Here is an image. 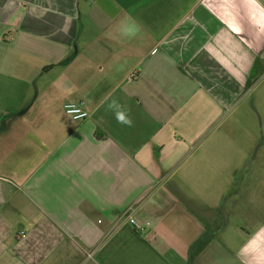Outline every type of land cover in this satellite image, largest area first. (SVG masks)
Segmentation results:
<instances>
[{
    "label": "crops",
    "instance_id": "crops-1",
    "mask_svg": "<svg viewBox=\"0 0 264 264\" xmlns=\"http://www.w3.org/2000/svg\"><path fill=\"white\" fill-rule=\"evenodd\" d=\"M0 264H264V0H0Z\"/></svg>",
    "mask_w": 264,
    "mask_h": 264
},
{
    "label": "built area",
    "instance_id": "built-area-1",
    "mask_svg": "<svg viewBox=\"0 0 264 264\" xmlns=\"http://www.w3.org/2000/svg\"><path fill=\"white\" fill-rule=\"evenodd\" d=\"M67 114L71 115L74 120H85L89 117V112L81 101L68 102L64 105ZM138 206L136 204L129 205L122 213L121 218L123 223H128L132 228L138 232H144L149 226V222H141L137 219ZM24 236V232H20Z\"/></svg>",
    "mask_w": 264,
    "mask_h": 264
},
{
    "label": "clouds",
    "instance_id": "clouds-1",
    "mask_svg": "<svg viewBox=\"0 0 264 264\" xmlns=\"http://www.w3.org/2000/svg\"><path fill=\"white\" fill-rule=\"evenodd\" d=\"M109 110L113 112L114 118L118 124L132 127L134 125V121L128 115V112L123 109V107L116 101H113L109 105Z\"/></svg>",
    "mask_w": 264,
    "mask_h": 264
},
{
    "label": "trees",
    "instance_id": "trees-1",
    "mask_svg": "<svg viewBox=\"0 0 264 264\" xmlns=\"http://www.w3.org/2000/svg\"><path fill=\"white\" fill-rule=\"evenodd\" d=\"M99 135L97 134V137H98Z\"/></svg>",
    "mask_w": 264,
    "mask_h": 264
}]
</instances>
